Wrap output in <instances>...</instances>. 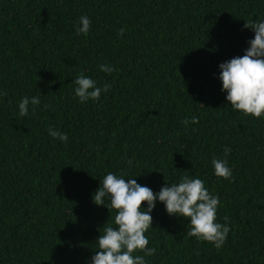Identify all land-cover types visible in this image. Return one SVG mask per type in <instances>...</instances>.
Here are the masks:
<instances>
[{
	"label": "trees",
	"instance_id": "obj_1",
	"mask_svg": "<svg viewBox=\"0 0 264 264\" xmlns=\"http://www.w3.org/2000/svg\"><path fill=\"white\" fill-rule=\"evenodd\" d=\"M249 19L264 21V0H0V264H92L100 230L116 227L108 201L93 202L109 172L154 194L199 178L220 199L219 250L157 201L147 264H264V117L234 110L219 79L254 39ZM81 72L110 89L81 103ZM25 96L40 105L21 116Z\"/></svg>",
	"mask_w": 264,
	"mask_h": 264
},
{
	"label": "clouds",
	"instance_id": "obj_2",
	"mask_svg": "<svg viewBox=\"0 0 264 264\" xmlns=\"http://www.w3.org/2000/svg\"><path fill=\"white\" fill-rule=\"evenodd\" d=\"M244 27L254 31V39L248 42L250 46L243 56L234 57L219 65V79L222 82V91L227 93L226 100L234 110L260 119L264 117V21L249 19ZM90 28V18L82 15L77 34L87 36ZM123 33L124 29L121 28L118 35L122 36ZM99 68L108 74L115 71L107 64H102ZM74 83L75 96L81 103L98 101L101 93L107 92L111 87L107 83L102 88L98 87L97 82L83 72L77 75ZM30 105L35 113L36 107L40 105L39 97L25 96L21 100V116L28 115ZM189 123L198 124L199 119L192 117L191 120L184 121L185 125ZM49 135L62 143L68 140L67 134L53 128H49ZM230 151V148L224 149L225 157ZM212 165L218 178L232 182V169L226 158H214ZM106 200L107 207L116 212V227L107 223L100 230L101 235L96 242L98 250L91 258L92 264H147L145 257L153 256L156 251L155 248L148 247L149 240L145 233L152 229L153 219L150 213L156 207L157 201L165 205L170 216L183 217L190 221L187 237L211 243L218 250L225 244L230 231L227 224L216 222L219 197L211 195L204 181L199 178L183 176L179 183H166V186L154 194L150 188L138 184L134 178L126 181L125 178L109 172L93 195V202L97 206H105ZM145 203L147 208L143 209L142 205ZM137 252L143 255H135Z\"/></svg>",
	"mask_w": 264,
	"mask_h": 264
}]
</instances>
